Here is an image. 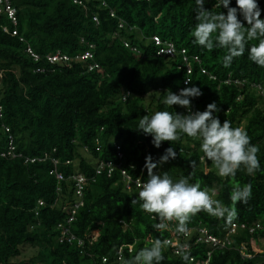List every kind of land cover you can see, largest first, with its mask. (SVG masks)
<instances>
[{
  "label": "trees",
  "instance_id": "trees-1",
  "mask_svg": "<svg viewBox=\"0 0 264 264\" xmlns=\"http://www.w3.org/2000/svg\"><path fill=\"white\" fill-rule=\"evenodd\" d=\"M10 2L16 24L0 12V153L10 135L21 156H0V264H113L118 248L130 259L157 239L163 244L161 264H264V67L248 59L247 46L224 67L227 49L194 44V0ZM214 3L207 0L205 9L225 11ZM258 5L264 18V0ZM152 36L172 42L177 53L156 54L159 46ZM26 47L39 59L34 60ZM180 48L188 56L189 73ZM55 50L68 60L50 63L46 56ZM85 50L92 59L75 57ZM91 61L98 68L88 70ZM191 84L202 92L192 99L193 110L203 111L215 101L220 121L246 131L259 149L260 170L249 175L240 169L232 177H220L203 157L199 141L181 134L171 142L176 158L159 171L174 179L190 175V182H199L222 205L236 209L231 220L203 211L192 215L186 224L188 248L174 254L164 239L175 232V222H169L166 231L154 228L159 221L141 209L138 195L125 188L119 170L96 174L95 165L100 160L120 162L132 178L145 181V157L157 161L171 145L164 141L154 147L150 135L135 130L138 118L155 111L183 113L182 107L163 100L169 90L177 93ZM25 156L39 159L25 162ZM51 170L61 172L63 179L57 181ZM73 173L86 178L80 196L69 177ZM245 184L251 185L250 198L233 203L231 192ZM77 199L82 203L69 229L80 245L57 240V224H67L68 204ZM200 228L227 241L220 246L198 240ZM25 246L35 247V252L12 260Z\"/></svg>",
  "mask_w": 264,
  "mask_h": 264
},
{
  "label": "clouds",
  "instance_id": "clouds-1",
  "mask_svg": "<svg viewBox=\"0 0 264 264\" xmlns=\"http://www.w3.org/2000/svg\"><path fill=\"white\" fill-rule=\"evenodd\" d=\"M206 2L194 0L197 23L192 32L193 43L204 49H227L222 59L224 67H229L233 58L244 54L247 46L248 59L264 67V18H261L258 0H235V6H230L231 0H215L213 7L225 9L218 13L205 9ZM250 41L257 42L250 44ZM184 83L189 85L190 81ZM200 95V88L194 84L177 93L169 90L163 103L180 106L183 113L155 111L150 116L145 114L138 118L135 130L150 135L154 147L160 148L164 141L171 145L157 161H153L151 155L145 157L147 179L138 186L140 207L144 212L154 214L153 218L159 221L153 225L157 230H168L169 222L174 221L175 231L185 233L190 217L200 211L228 220L236 216L235 207L222 205L202 189L199 182H190V175L174 179L167 171H159L161 165L176 158L171 142L177 141L181 134L199 141L203 157L212 162L220 177H232L240 169L249 175L260 170L256 156L259 149L250 143L246 131L232 127L226 119L220 121L215 115L220 111L215 101L208 103L203 111L193 110L191 101ZM154 169L157 170L154 172ZM250 196L251 185L245 184L233 189L230 200L246 202ZM162 248L159 239L153 240L150 246L140 249L130 259H123L122 264H161L164 259Z\"/></svg>",
  "mask_w": 264,
  "mask_h": 264
},
{
  "label": "built area",
  "instance_id": "built-area-1",
  "mask_svg": "<svg viewBox=\"0 0 264 264\" xmlns=\"http://www.w3.org/2000/svg\"><path fill=\"white\" fill-rule=\"evenodd\" d=\"M75 2H80V0H73ZM0 12L1 13H5L6 16L11 20L12 24H16V16H15V8L12 6L10 0H0ZM110 15L113 16V12L110 11ZM93 20L96 21L97 17L93 16L92 17ZM123 20H119L118 26L122 27L123 24ZM133 26H130L129 28H132ZM13 33H15V31H13ZM20 40H22L21 37H19ZM152 39L154 40V43L159 46L157 53L158 55L161 54H167L168 56H174L175 53H177V50L175 49L174 45L172 42L169 41H162L161 39H159L156 36H152ZM82 40V39H81ZM124 45L129 47V44L124 42ZM89 47H91V44H88ZM130 49L132 50H136L135 47L131 46ZM26 51L33 57L34 60H38L39 59V55H37L36 53H34L29 47H26ZM178 54L181 55V58L184 62V66L186 68V72L189 73L190 71V67L187 65V59L188 56L185 54V49L184 48H180L178 50ZM75 57H78L79 59H92V55L91 52L89 50H85L82 53L76 55ZM192 58L194 60L198 61L197 56L193 55ZM46 59L50 62V63H56V64H61L64 63L68 60V57L65 56V54L61 53L59 50H55V52H53L52 54H49L48 56H46ZM98 68V64L95 61H91L88 66L87 69L88 70H92V69H96ZM36 71H40L42 70V68L40 67H36L35 68ZM203 72L204 70L201 69ZM188 78H186L185 80H187ZM184 80V81H185ZM124 98V95H123ZM0 114H1V105H0ZM7 146L5 148V150L3 152L0 153V156H8V157H13V156H21V153L16 152V148H15V144L13 143V139L12 137L9 135V139L7 141ZM118 145L114 146L115 147V153H116V157L118 159H121L122 153L120 152V148L117 147ZM46 157V156H45ZM44 158V157H42ZM39 159V158H35V157H24V161H30L33 162L34 160ZM41 159V158H40ZM53 163H56L57 160L56 159H52ZM114 168L118 169L120 172V175L124 181V186L126 189L128 190H132L134 192H136V194L139 191V185L142 184L144 182L143 179L140 178V176L134 177L132 178L130 174H128L124 168L121 167V163H115L112 162L111 160H100L98 162H96L95 165V173L98 174L100 173L102 170H106L107 174H110ZM50 173L54 174V178H56L57 181H60L63 179V174L59 171L56 170H51ZM70 179L73 180V185L75 188V193L77 194V196H80L82 189L84 187V185L86 184V178L83 174L80 175V173H73L70 174ZM58 189V188H56ZM39 203H41L39 201ZM82 200L81 199H77L76 201H74L71 204H68V209H69V215L67 216V219L65 220L67 224L62 225L61 223H58L57 226L60 228V236H59V241H63L67 240V242H71L73 240L77 241V244L80 245L82 244V241L75 237V235H73L72 233H70V222L73 220L74 218V214L76 212V208L81 205ZM190 234V229L186 227V231L185 233H177L176 231L169 237H166L164 239V243H166L167 245H169L171 247L172 253L174 254H178L180 253L182 250H186L188 248V243H187V239L186 237H189ZM200 238L204 239L205 241H210L213 245H217L219 244L220 246L223 245L224 242L227 241V238L224 236L223 240H221V238L215 237L214 235H210L206 232V230L204 228H200L199 230V235L197 237V239L199 240ZM123 253L121 248H118L116 251V255H115V260L113 261V264H122L123 261ZM102 263L106 262V259L103 257L102 258Z\"/></svg>",
  "mask_w": 264,
  "mask_h": 264
},
{
  "label": "rangeland",
  "instance_id": "rangeland-1",
  "mask_svg": "<svg viewBox=\"0 0 264 264\" xmlns=\"http://www.w3.org/2000/svg\"><path fill=\"white\" fill-rule=\"evenodd\" d=\"M83 151V150H82ZM83 153L85 154V152L83 151ZM260 243H262L260 241ZM35 247L33 246H25L23 248H21L20 250V254L19 256H16V257H13L11 258L12 260H14L15 262H17L18 260L20 259H26V256L31 252V254H33L35 251H34Z\"/></svg>",
  "mask_w": 264,
  "mask_h": 264
}]
</instances>
